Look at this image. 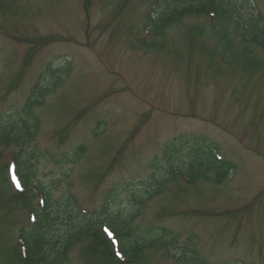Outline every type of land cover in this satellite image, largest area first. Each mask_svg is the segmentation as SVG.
Returning <instances> with one entry per match:
<instances>
[{"label":"rangeland","instance_id":"374dc122","mask_svg":"<svg viewBox=\"0 0 264 264\" xmlns=\"http://www.w3.org/2000/svg\"><path fill=\"white\" fill-rule=\"evenodd\" d=\"M87 1H0L7 32L0 33V97L12 85L22 89L0 107L24 102L41 80V128L26 146L35 149V181L55 199L74 191L92 212L130 211L144 182L178 164L189 179L168 184L138 211L135 225L167 231L141 264L192 263L191 247L210 264H264V45L230 26L234 57L221 37L226 18L198 12L171 21L161 13L166 0ZM232 1L243 3L242 22L255 8L264 15V0ZM18 69L22 84L14 81ZM190 132V159L181 147L187 165L169 163L165 147ZM18 149H0V264H19L15 228L29 223L27 210L9 203L2 175ZM82 248L69 264H88Z\"/></svg>","mask_w":264,"mask_h":264},{"label":"trees","instance_id":"16d2710c","mask_svg":"<svg viewBox=\"0 0 264 264\" xmlns=\"http://www.w3.org/2000/svg\"><path fill=\"white\" fill-rule=\"evenodd\" d=\"M239 6H243V3L238 5L233 3L232 0H166L164 5L162 4L161 13L167 15V17L169 16L171 20L174 19L173 21H179L186 13L215 11L220 19L226 18L222 22L227 28L223 29L221 37L226 43V50L236 57L238 52L232 38L229 36L228 28L230 26L234 25V29L239 30L244 25V32L240 33L242 36L248 35L256 43L262 40L261 43L264 44V17L255 14L258 17L256 18L252 13L248 18L243 19L244 23L242 24L238 20L242 18L241 13L236 17ZM242 43L248 44L245 43L244 39ZM244 50L252 51V47L244 48ZM56 70L55 72H57ZM17 78L21 79L22 73H19ZM29 100L25 112L29 119L32 118L30 122L29 119L16 117L15 113L0 118V147L2 143L10 142L12 139L19 144L20 150L15 160L16 171L20 175L25 190L19 192L9 191V203H20L22 207L28 208L37 220L32 228L22 229L19 244H15L14 252L19 264H69L70 253L78 244L83 245L82 254L88 264H138L142 261L144 250L148 246H157V250H159L163 242V231L155 230L152 227L143 229L140 225H132V222L137 216L141 204L149 198L164 193L168 184L179 180L183 175L188 176V174L180 171V165L171 164L161 174L163 179H159L155 174L151 181L144 182V190L134 198L138 202L137 204L134 201L136 203L134 210H118L117 213L110 214L108 217L102 214L90 216L86 212L82 214L72 197L65 195L62 199H55L50 191L46 192V205L44 209H41L39 206L34 205L36 196L31 194L28 187L29 183H35V165L33 163L35 149L30 152L26 149V146L35 141L36 134L39 131V118L36 115L33 117V113L35 106L43 105V100L38 94ZM182 144L189 147L190 159L194 154L192 151L193 138L183 140ZM181 146L179 144L175 145L172 160L175 158L180 162L179 164L184 166L187 164L184 163ZM83 151L84 148L79 146L77 154L81 156ZM116 160L117 157L111 161L110 165ZM174 168L179 173L175 172ZM5 171L2 168V175L5 176L8 183V171L6 173ZM202 174L195 175V180L200 178ZM153 182L156 185H152ZM36 186L43 190L40 185L37 184ZM108 196L112 199L111 195ZM105 226H109L116 233L120 241V249L124 253L122 257L116 255L113 239L105 231ZM188 252H190V259L193 261L188 264H205L194 247H191Z\"/></svg>","mask_w":264,"mask_h":264}]
</instances>
